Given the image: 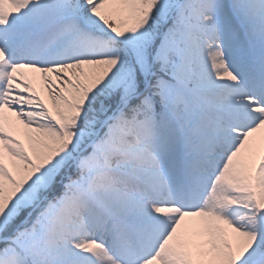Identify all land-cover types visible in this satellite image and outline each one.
I'll return each instance as SVG.
<instances>
[{
	"label": "snow or ice",
	"instance_id": "6c2138e0",
	"mask_svg": "<svg viewBox=\"0 0 264 264\" xmlns=\"http://www.w3.org/2000/svg\"><path fill=\"white\" fill-rule=\"evenodd\" d=\"M0 264H264V0H0Z\"/></svg>",
	"mask_w": 264,
	"mask_h": 264
}]
</instances>
